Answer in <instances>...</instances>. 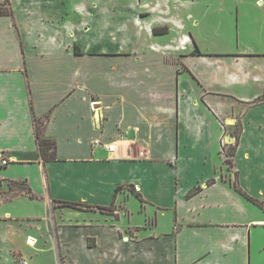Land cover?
<instances>
[{
  "label": "crops",
  "instance_id": "crops-1",
  "mask_svg": "<svg viewBox=\"0 0 264 264\" xmlns=\"http://www.w3.org/2000/svg\"><path fill=\"white\" fill-rule=\"evenodd\" d=\"M198 1L0 14V264H264V42L247 36L264 0H200L196 18Z\"/></svg>",
  "mask_w": 264,
  "mask_h": 264
},
{
  "label": "trees",
  "instance_id": "trees-1",
  "mask_svg": "<svg viewBox=\"0 0 264 264\" xmlns=\"http://www.w3.org/2000/svg\"><path fill=\"white\" fill-rule=\"evenodd\" d=\"M4 6H0V14H5V15H12V9L11 6L8 4V0H5V2L2 3ZM1 5V4H0ZM166 31L165 27H154L153 28V32L154 33H159V32H164ZM74 51L76 53H79L80 50L75 47ZM44 126V122L42 119L40 118H35V137H36V142L38 145V156L42 159V160H49V159H54L55 158V147H56V142L55 140L51 139V138H46L44 136H42L41 134V129ZM223 149V146H222ZM235 150V147H232V149L230 151H227V153L225 152L226 156H227V161L230 162V157L233 155ZM228 154V155H227ZM212 179L208 180L207 182H210ZM13 183L18 184L19 182L16 180H13ZM234 186L235 188L240 191L241 193H243L245 196L249 197L251 200L255 201L258 205L262 206V203L256 199L253 198L251 196H249L248 194H246L238 185L236 180L234 181ZM119 187H116V189H118ZM199 190V187H194L192 188L189 193H194L196 191ZM29 193V196L33 197L34 195L27 191ZM74 203L72 202H62L61 206H72Z\"/></svg>",
  "mask_w": 264,
  "mask_h": 264
},
{
  "label": "rangeland",
  "instance_id": "rangeland-1",
  "mask_svg": "<svg viewBox=\"0 0 264 264\" xmlns=\"http://www.w3.org/2000/svg\"><path fill=\"white\" fill-rule=\"evenodd\" d=\"M38 1V0H37ZM107 0H103V2H105ZM5 2V0H0V6H4L2 3ZM199 3H197L194 8V14H195V17L198 18V12L200 11H203L204 10V7L201 5V1L199 0L198 1ZM8 4L11 6V0H8ZM215 4V3H214ZM224 13V10L222 12V14ZM227 13V12H226ZM228 16V14H226ZM252 15V17L255 19L254 21V24H252L251 26H249L248 28V34L247 36L250 38L249 40L250 41H255V42H259V41H263L264 42V17L263 15H260V14H257V13H250L249 14V17ZM208 16V20L210 19L211 17V14L208 13L207 14ZM199 24V23H198ZM203 28H209L210 30H215V23L213 25H211V22L209 21H206L205 23H203L202 25L200 26H197V27H192V25H189L188 26V32L190 33V35L193 34L194 36V33H197V34H201L200 32L203 31ZM230 35V33H228ZM212 35V34H211ZM211 35H207V36H211ZM246 36V35H245ZM197 41H200V38H196ZM195 40V41H196ZM204 44H203V46ZM81 51V50H80ZM233 145L230 144V145H226L224 147V150L225 152L227 153V151H230L232 149ZM228 155V154H227ZM16 187H20L19 184H15ZM195 187H199V186H195ZM16 257L20 256V254H16L15 255ZM7 259L8 258H2L1 259V264H6L7 263ZM39 261H41L39 259ZM38 259L36 260V264H41V262H39Z\"/></svg>",
  "mask_w": 264,
  "mask_h": 264
},
{
  "label": "built area",
  "instance_id": "built-area-1",
  "mask_svg": "<svg viewBox=\"0 0 264 264\" xmlns=\"http://www.w3.org/2000/svg\"><path fill=\"white\" fill-rule=\"evenodd\" d=\"M93 143L96 146H103L106 150L112 152L115 150V144L114 143H102L100 140H94ZM222 144H221V149H222ZM9 158L5 156L1 151H0V165H5L8 164ZM13 264H32L31 260L29 257L20 255L15 258Z\"/></svg>",
  "mask_w": 264,
  "mask_h": 264
},
{
  "label": "water",
  "instance_id": "water-1",
  "mask_svg": "<svg viewBox=\"0 0 264 264\" xmlns=\"http://www.w3.org/2000/svg\"><path fill=\"white\" fill-rule=\"evenodd\" d=\"M229 136L231 137V134H229ZM49 202H50V200H49ZM48 205H49V210H50V214H51V216L50 217H52V212H51V204L50 203H48ZM54 238H55V235H54ZM55 247H56V252H57V246L55 245ZM57 259H58V253H57ZM59 260V259H58Z\"/></svg>",
  "mask_w": 264,
  "mask_h": 264
},
{
  "label": "bare ground",
  "instance_id": "bare-ground-1",
  "mask_svg": "<svg viewBox=\"0 0 264 264\" xmlns=\"http://www.w3.org/2000/svg\"><path fill=\"white\" fill-rule=\"evenodd\" d=\"M28 244H34V239L29 237L27 240Z\"/></svg>",
  "mask_w": 264,
  "mask_h": 264
}]
</instances>
